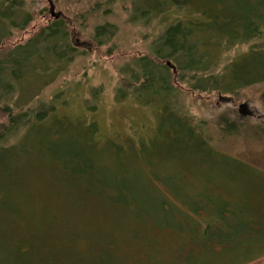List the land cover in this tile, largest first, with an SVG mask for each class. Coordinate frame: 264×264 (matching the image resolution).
<instances>
[{"label": "rangeland", "instance_id": "1", "mask_svg": "<svg viewBox=\"0 0 264 264\" xmlns=\"http://www.w3.org/2000/svg\"><path fill=\"white\" fill-rule=\"evenodd\" d=\"M96 1L25 0L33 22L26 30L14 32L10 40L0 45L1 51L25 44L45 21H51V2L55 12L69 22L76 47L87 52L68 68L63 77L39 91L32 101V107L49 103L53 96L63 92L64 96L57 100V105L65 102L60 114L63 112L68 116L69 126L56 127L65 129L62 134L47 136L44 127L50 124L48 119L27 140L33 142L31 147L36 155L41 147H51L57 152L52 156L41 151L44 156L35 157L44 164H39V172L45 176L43 183L54 188L49 198L55 196L57 203L68 208L70 205L82 208L76 212L70 208V221L62 214L64 208L56 202L51 204L56 210L45 212L48 197H45L42 186L35 187L33 181H27V195L20 193L19 189H6V186L11 189L10 184L20 183L21 174L11 170L14 174L11 180L4 176L0 179V264H264V231L258 230L261 224L264 227V85L222 99L216 93L200 95L187 91L186 84L174 83L181 92L178 100L181 114L207 131L211 146L227 156L223 158L228 166L233 159L243 165L238 172L226 167L224 173L204 161L196 160V167L179 166L180 157L186 153L181 145L170 140L171 128L165 130L156 121L158 111L154 107H143L131 98L118 102L114 93L123 80L120 75L122 67L136 57L149 54L158 32L152 27L144 28L128 22L131 0H110V4L108 0H102L98 4L99 12L89 14ZM106 11H110L107 16ZM105 23L114 25L117 33L110 44L98 47L92 41V31L95 26ZM258 45L264 46L263 38ZM245 50L246 47H237L226 57L230 61ZM39 87L40 83L34 82L27 90L33 94ZM243 104L247 105V111L240 114L239 106ZM94 105L96 110L91 114L88 108ZM219 117L229 118V121L237 118L240 128L237 135L219 133ZM85 121L96 122L98 132L89 136L84 145L86 150L81 148L82 154L88 157L92 154L93 157L104 151L106 157H113L114 164L107 168L94 165L98 184L91 183L90 196L86 199L83 196L78 198V193L60 179L56 172L60 165L52 161L54 157L62 156L66 149L80 152L71 143L77 141L78 132L85 131ZM23 136L22 131L19 140ZM134 156L140 163L133 160ZM19 166L25 169L23 158ZM241 183L244 185L240 186ZM118 187L131 192L124 193L125 203L116 200ZM20 197L24 202L16 203V198ZM25 201L33 207L32 210ZM222 202L229 205L225 216L220 211ZM248 202L250 208L245 205ZM94 208L102 215L96 216ZM122 216L123 227L117 221ZM235 220H239L252 235L253 247L241 235L238 236L240 245L220 241L221 237L227 236L228 227L225 225L232 226ZM28 222H43L41 229L46 232L40 233L38 229L29 233L33 229L25 228ZM195 222L218 231V239L208 238L195 230L192 227ZM136 225L145 231V235H131ZM173 227L175 232L170 231ZM12 232L15 237L11 236ZM232 232L233 229L229 231ZM109 240H113L118 250L109 244ZM74 244H85L86 248L80 254L73 250ZM102 244H105L104 255ZM16 249L23 258L9 259ZM112 254L114 257H109Z\"/></svg>", "mask_w": 264, "mask_h": 264}, {"label": "trees", "instance_id": "2", "mask_svg": "<svg viewBox=\"0 0 264 264\" xmlns=\"http://www.w3.org/2000/svg\"><path fill=\"white\" fill-rule=\"evenodd\" d=\"M101 2L102 0H97L94 3L97 4L96 7L92 6L88 13L93 15L94 12H99L98 4ZM110 3L108 0V4ZM130 4L127 11L128 22L144 28L152 27L158 33L149 48V54L136 57L122 67L120 75H123V80L114 91L115 99L122 102L131 98L130 100L137 101L143 107H154V110L158 111L156 121L160 122L161 128L165 130L171 128L168 129L172 137L170 140L173 144L181 145L186 153L180 157L179 166L196 167L197 161H204L222 173L226 167L238 172L243 167L242 163L238 164L237 160L233 159L228 166L223 158L227 156L220 154L211 146L207 131L205 132L201 125L193 123L185 114H181V108L178 107L181 92L174 83L178 81L180 85L186 84L189 92L200 95L216 93L222 99L235 96L248 88L264 85V46L258 45V41L264 39V0H131ZM108 14L110 11L105 12L106 16ZM81 18H84V15H81ZM32 22L33 17L27 11L25 0H0V45L10 40L14 32L26 30ZM116 33L117 28L114 25L101 24L93 28L92 41L96 46L103 47L110 44ZM237 47L241 49L246 47V50L229 61L226 55ZM86 55V51H80L76 47L69 22L62 16L58 20L45 21L44 26L40 27L25 44L0 51V179L4 176L11 180L14 174L10 171L14 170L16 174L17 172L21 174L20 183L10 184L11 189L8 186L6 189H19L20 193L27 195L29 181H33L35 187L40 185L45 188L44 194L48 197V205L44 206L45 212L56 210L54 206L51 208L56 198L55 196L49 198L53 186L51 188L50 185L43 183L45 176L39 172V164L41 166L44 164L35 157L43 155L41 151H46L52 156L57 155V152L46 146L48 149L41 147L36 155L31 147L33 142L27 140L31 133L37 128L41 129L48 119L50 124L44 127L47 136L62 134L65 128L56 127L69 126V118L63 115V112L60 114L66 105L65 102L57 105V100L64 96L63 92L53 96L49 103H39L32 107V101L41 90L63 77L77 59ZM34 82H39L41 87L31 94L27 88ZM95 110L96 105L88 108L91 114L95 113ZM221 118L217 120L218 132L228 136L237 135L240 130L237 118L235 121ZM85 125V131L80 132L81 135L78 132L77 138H74L77 141L71 143L79 148L80 152L66 149L59 158L49 157L60 165V169L56 171L60 174V179L78 193V198L83 196L84 199L90 196L91 183L98 184L95 180L97 174L94 165L99 164L105 168L114 166L113 157H106L104 151L100 154L95 153L93 157L91 154L92 158L82 154L81 148L86 150L84 145L89 141V136L98 132L96 122L85 121ZM22 131L24 136L19 140ZM21 158L24 159L25 169L19 166ZM133 160L140 163L135 156ZM242 184L244 185L241 183L240 186ZM116 190L115 193L118 194L116 200L121 204L125 203L124 193L131 192L124 187H118ZM21 201L20 197L16 198L15 202ZM25 203L29 205L27 201ZM222 203L220 211L225 216L229 205L226 202ZM57 204L64 208L62 214L68 217L69 221L72 219L70 208H73L74 212L82 208L77 205H70L68 208L60 202ZM245 205L250 208L249 202ZM254 207L259 208L258 205ZM29 208L32 210L33 207L29 205ZM90 209L92 210L91 207ZM84 211L86 212L85 208ZM57 213L60 212L57 210ZM95 215L101 216L102 212L96 210ZM123 220L124 216L117 219L119 226L125 225ZM43 222L39 224L28 222L25 228L33 229L29 233L37 232L38 229V232L45 233V229H41ZM93 222L94 220L91 221ZM102 224L108 225L107 222ZM202 225L201 222H195L192 227L208 238L218 239V231ZM136 226L132 229L131 235L133 237L145 235V231L140 229L139 225ZM225 226L228 227V232L226 237H221V242L231 241L240 245L238 236L241 235L247 239V244L253 247L252 235L250 236L239 220H235L232 226ZM231 229L233 232L230 234ZM156 230L161 231L158 228ZM174 230L175 227L170 231L175 232ZM258 230L264 231L262 224L258 226ZM13 232L11 236L15 237ZM109 244L114 245L113 240H109ZM104 245L102 255L105 253ZM114 246L113 248L118 250V246ZM85 248V244L77 246L74 244L73 250L81 254ZM16 251L17 249L10 255L7 254L8 258L21 260L23 256ZM114 255L109 257L113 258Z\"/></svg>", "mask_w": 264, "mask_h": 264}, {"label": "water", "instance_id": "3", "mask_svg": "<svg viewBox=\"0 0 264 264\" xmlns=\"http://www.w3.org/2000/svg\"><path fill=\"white\" fill-rule=\"evenodd\" d=\"M49 14H50V17L52 19H55V20H58L60 18V16H61L60 13H56L55 12V8H54V6H53V4L51 2H49ZM167 66L170 67V64L167 63ZM171 68H173V67H171ZM246 111H247V105L243 104V105L239 106V113L240 114H245Z\"/></svg>", "mask_w": 264, "mask_h": 264}]
</instances>
